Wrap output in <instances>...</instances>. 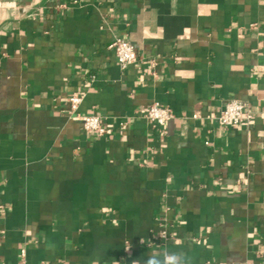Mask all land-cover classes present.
<instances>
[{
  "label": "crops",
  "instance_id": "crops-1",
  "mask_svg": "<svg viewBox=\"0 0 264 264\" xmlns=\"http://www.w3.org/2000/svg\"><path fill=\"white\" fill-rule=\"evenodd\" d=\"M169 257L264 264V0H0V264Z\"/></svg>",
  "mask_w": 264,
  "mask_h": 264
},
{
  "label": "built area",
  "instance_id": "built-area-1",
  "mask_svg": "<svg viewBox=\"0 0 264 264\" xmlns=\"http://www.w3.org/2000/svg\"><path fill=\"white\" fill-rule=\"evenodd\" d=\"M109 49L114 53L116 60L122 69L128 68L134 64L138 54L134 44L125 38H116L109 44ZM83 101V95L73 93L69 96V103L72 112H77L79 105ZM175 116L174 110L170 106L163 105L159 102L152 103L146 112L147 119L154 128L163 129L169 120ZM85 131L94 132L102 135L106 131L105 124L101 116L97 114H86L81 116ZM254 117L249 104L243 100L230 99L216 116L219 125L228 127L232 125H241L250 122ZM161 237L167 238L168 232L163 230ZM25 252L22 251L24 256Z\"/></svg>",
  "mask_w": 264,
  "mask_h": 264
},
{
  "label": "clouds",
  "instance_id": "clouds-1",
  "mask_svg": "<svg viewBox=\"0 0 264 264\" xmlns=\"http://www.w3.org/2000/svg\"><path fill=\"white\" fill-rule=\"evenodd\" d=\"M149 264H159V262L156 260H150ZM167 264H174V258L173 257L167 258Z\"/></svg>",
  "mask_w": 264,
  "mask_h": 264
}]
</instances>
